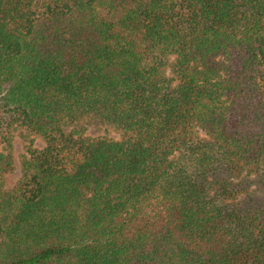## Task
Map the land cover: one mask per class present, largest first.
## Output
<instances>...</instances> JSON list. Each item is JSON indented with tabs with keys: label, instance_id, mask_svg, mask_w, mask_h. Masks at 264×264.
<instances>
[{
	"label": "trees",
	"instance_id": "16d2710c",
	"mask_svg": "<svg viewBox=\"0 0 264 264\" xmlns=\"http://www.w3.org/2000/svg\"><path fill=\"white\" fill-rule=\"evenodd\" d=\"M0 264H264V0H0Z\"/></svg>",
	"mask_w": 264,
	"mask_h": 264
},
{
	"label": "rangeland",
	"instance_id": "374dc122",
	"mask_svg": "<svg viewBox=\"0 0 264 264\" xmlns=\"http://www.w3.org/2000/svg\"><path fill=\"white\" fill-rule=\"evenodd\" d=\"M31 137L24 136L20 133H17L15 136L14 148H13L14 166L6 176V187L8 189H12L13 187H15V185L17 184V182L19 181L22 175V162L25 156L28 154L27 146L31 142L30 141ZM34 139H35L34 145L36 147H43L44 142L40 138H34Z\"/></svg>",
	"mask_w": 264,
	"mask_h": 264
}]
</instances>
